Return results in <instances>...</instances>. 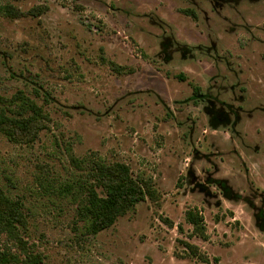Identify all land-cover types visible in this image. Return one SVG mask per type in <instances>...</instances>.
Instances as JSON below:
<instances>
[{
	"label": "rangeland",
	"instance_id": "1",
	"mask_svg": "<svg viewBox=\"0 0 264 264\" xmlns=\"http://www.w3.org/2000/svg\"><path fill=\"white\" fill-rule=\"evenodd\" d=\"M0 4L19 10L0 14V107L21 90L49 116L30 144L0 133L37 264H264V0ZM81 158L124 162L151 193L88 234L64 188Z\"/></svg>",
	"mask_w": 264,
	"mask_h": 264
},
{
	"label": "trees",
	"instance_id": "2",
	"mask_svg": "<svg viewBox=\"0 0 264 264\" xmlns=\"http://www.w3.org/2000/svg\"><path fill=\"white\" fill-rule=\"evenodd\" d=\"M18 12L14 5L0 4V14L4 16L15 17ZM1 100L7 104L0 107V133L8 140L30 144L47 128V112L23 91L19 90L9 99L1 97ZM74 161L78 167L83 166L84 174L64 188L79 195L77 215L88 234H96L112 226L118 217L151 193L148 182L134 178L124 162L109 163L100 158ZM186 220L192 225L194 235L205 237L204 217L197 209L188 210ZM24 230V203L8 195L0 185V236L5 235L13 241L23 254L21 257L9 246L0 243V264H37L42 261L40 254L28 250L22 235ZM186 246L193 251L190 244ZM215 263L221 264L218 260Z\"/></svg>",
	"mask_w": 264,
	"mask_h": 264
}]
</instances>
